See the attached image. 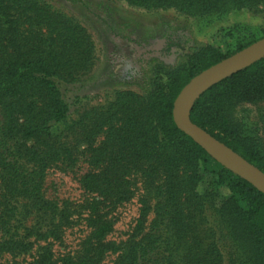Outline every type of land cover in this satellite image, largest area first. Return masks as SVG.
Segmentation results:
<instances>
[{"label": "trees", "instance_id": "1", "mask_svg": "<svg viewBox=\"0 0 264 264\" xmlns=\"http://www.w3.org/2000/svg\"><path fill=\"white\" fill-rule=\"evenodd\" d=\"M121 1L188 17L251 11L264 4V0ZM252 43L227 55L210 47L198 50L167 73L166 86H155L146 96L118 91L106 106L83 111L53 135L50 125L64 122L77 99L69 102L66 87L93 65V43L84 28L39 0H0V147L8 139L21 141L14 152L0 148L9 153L0 156L7 199L0 233L9 230L17 203L25 201L38 220L49 221L47 235L59 239L66 216L42 197L43 163L73 162L75 147L86 145L96 172L83 177L82 187L100 198L91 204V212L106 200H129L131 172H139L155 191L153 204L145 197L139 201L130 240L120 249L109 246L118 252L112 264H264V194L210 158L172 118L174 100L193 77ZM260 102L264 57L204 92L193 102L188 118L264 173V141L231 112L238 104ZM101 134L103 139L94 147ZM29 141L33 145L25 148ZM25 159L37 163L26 168ZM213 175L227 194L199 190L202 180ZM150 212L153 217L145 227ZM96 219L82 255L55 258L43 248L26 264H101L109 248L103 240L112 226Z\"/></svg>", "mask_w": 264, "mask_h": 264}, {"label": "rangeland", "instance_id": "2", "mask_svg": "<svg viewBox=\"0 0 264 264\" xmlns=\"http://www.w3.org/2000/svg\"><path fill=\"white\" fill-rule=\"evenodd\" d=\"M39 1L84 28L94 48L92 67L81 73L73 85L66 87L69 102L77 99L64 122L50 125L53 135L62 132L83 111L106 106L118 91L146 96L155 86H166L167 73L198 50L210 47L227 55L240 46L264 38V4L256 7L258 12L241 10L223 15L188 17L171 9L132 7L121 0ZM231 112L244 128H249L254 136L264 141V102L241 103ZM102 139L101 134L93 146ZM6 142L0 148L8 152H14L21 144L18 138ZM32 145V142H26L25 148ZM1 149L0 156L9 154ZM89 155L86 145H78L73 150V162L43 163L42 197L66 216L59 239L47 235L49 221L38 220L34 209L25 208V201H20L9 221V230L0 233V264H26L43 248H49L55 258L66 254L80 256L90 241L92 220L96 218L112 226L103 240L108 247L120 249L130 240L139 217V201L145 197L149 199L148 204H153L155 191L146 185L139 172H131L128 175L132 193L129 200L117 203L106 200L98 205L97 211L91 212V204L100 198L82 187L83 177L96 172ZM6 158L10 160L11 157L7 155ZM36 163L25 159L22 165L29 168ZM213 170L217 172L215 166ZM198 187L201 191L227 194L226 189L218 186L217 175L205 177ZM5 189L0 170V220L7 203ZM152 217L150 212L145 227ZM117 255L118 252H113L111 247L107 248L101 264H112Z\"/></svg>", "mask_w": 264, "mask_h": 264}, {"label": "water", "instance_id": "3", "mask_svg": "<svg viewBox=\"0 0 264 264\" xmlns=\"http://www.w3.org/2000/svg\"><path fill=\"white\" fill-rule=\"evenodd\" d=\"M264 57V38L223 59L193 77L179 92L173 103L172 118L176 127L223 168L264 194V173L248 163L230 148L189 121L193 102L219 82L242 71Z\"/></svg>", "mask_w": 264, "mask_h": 264}]
</instances>
